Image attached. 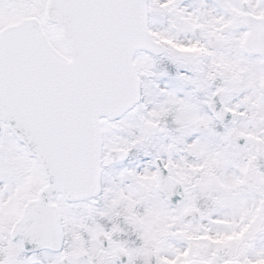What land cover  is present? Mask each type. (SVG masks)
I'll use <instances>...</instances> for the list:
<instances>
[{
	"label": "snow or ice",
	"instance_id": "obj_1",
	"mask_svg": "<svg viewBox=\"0 0 264 264\" xmlns=\"http://www.w3.org/2000/svg\"><path fill=\"white\" fill-rule=\"evenodd\" d=\"M0 264H264V0H0Z\"/></svg>",
	"mask_w": 264,
	"mask_h": 264
}]
</instances>
